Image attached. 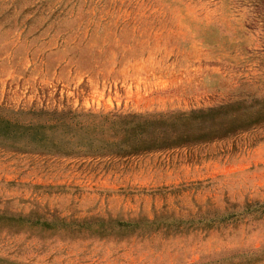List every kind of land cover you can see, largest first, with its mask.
<instances>
[{
  "label": "rangeland",
  "instance_id": "obj_1",
  "mask_svg": "<svg viewBox=\"0 0 264 264\" xmlns=\"http://www.w3.org/2000/svg\"><path fill=\"white\" fill-rule=\"evenodd\" d=\"M254 101H264V0H0L5 109L125 115ZM263 204L264 122L125 157L0 147V213L184 222L122 239L0 230V262L264 264ZM223 213L233 216L211 227L188 222Z\"/></svg>",
  "mask_w": 264,
  "mask_h": 264
},
{
  "label": "trees",
  "instance_id": "obj_2",
  "mask_svg": "<svg viewBox=\"0 0 264 264\" xmlns=\"http://www.w3.org/2000/svg\"><path fill=\"white\" fill-rule=\"evenodd\" d=\"M252 103L253 106L231 102L189 112L125 115L77 113L70 109L14 111L0 107V147L18 152L65 156L88 151L125 157L209 143L263 123L264 101L260 107L256 106L257 101ZM84 117L93 120H79ZM103 131L107 133L106 137L101 136ZM232 216L223 213L214 218L200 217V222H188L190 227H193L191 225L194 222L211 227ZM182 221L176 218L169 220L166 215L152 221H120L110 217L65 220L49 213H30L24 216L0 213V230L13 235L38 230L39 234L63 233L69 236L122 239L133 234L180 233L183 229Z\"/></svg>",
  "mask_w": 264,
  "mask_h": 264
}]
</instances>
